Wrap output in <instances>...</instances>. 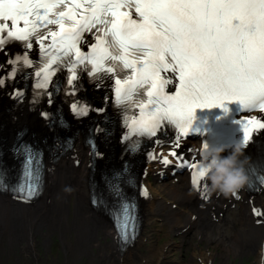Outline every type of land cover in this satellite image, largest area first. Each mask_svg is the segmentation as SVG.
Returning a JSON list of instances; mask_svg holds the SVG:
<instances>
[{
    "label": "snow or ice",
    "instance_id": "6c2138e0",
    "mask_svg": "<svg viewBox=\"0 0 264 264\" xmlns=\"http://www.w3.org/2000/svg\"><path fill=\"white\" fill-rule=\"evenodd\" d=\"M85 33L92 37L87 51L80 47ZM9 38L24 42L28 49L33 38L39 45L36 88H47L61 65L69 73L72 94L78 67L93 78H99L97 73L112 74L116 104L138 110L131 117L125 113L128 131L123 139L151 138L165 125L173 126V150L160 162L168 165V157H175L178 167L191 170V185L197 191L205 181L199 162L174 150L180 138L191 132L194 109L238 101L241 112L264 113V0H0V47ZM21 59L26 66L33 64L27 53L8 63L15 65ZM168 72L171 77L163 75ZM173 79L175 90L169 93L166 89ZM71 108L77 116L89 111L88 105L78 101ZM237 123L242 131L240 143L246 146L264 130V117L257 115H245ZM26 152L21 181L12 189L25 201L37 194L41 182L38 154L31 149ZM148 156L157 158L152 152ZM259 180L264 184V176ZM0 187L7 188L2 181ZM112 187L121 196L114 218L119 239L126 244L135 239V205L123 200L119 185ZM140 194L147 197L144 186ZM234 196L239 199L237 193ZM97 202L94 195L93 203ZM253 213L264 215L255 207Z\"/></svg>",
    "mask_w": 264,
    "mask_h": 264
},
{
    "label": "bare ground",
    "instance_id": "6f19581e",
    "mask_svg": "<svg viewBox=\"0 0 264 264\" xmlns=\"http://www.w3.org/2000/svg\"><path fill=\"white\" fill-rule=\"evenodd\" d=\"M6 107L0 103V165L13 174L19 164L13 151L16 130L21 129L19 132L24 133V139H34L40 145L48 144L52 135L48 128L41 127L37 111L27 99L9 112H6ZM6 117L8 121L3 126ZM65 128L73 131L72 126ZM83 137L84 130H79L73 151L53 165L45 196L37 205H22L11 200L6 193H0V264H12L13 261L17 264H78L85 259L91 264H143L142 260L138 261V256L150 250H154L155 254L160 251L158 258L154 255L153 258L154 262L158 260L157 264H162L176 251L174 239L171 238L164 248H156L153 241L147 246L143 245L141 239L135 249L118 252L113 225L89 205L90 182L91 179L92 183L97 182L98 171L89 179L91 171L87 166L89 157L83 146ZM260 153L264 155V142ZM72 157H76L75 160L81 164L74 167ZM156 183L155 187L151 184L152 191L156 197L161 196L164 200H149L146 210L148 206L161 208L166 201H173L188 207L199 217L193 223L180 210L169 212V209L164 217L172 233L187 237L195 234L207 241L206 248L209 249L206 251V248L195 245V259L190 264H214L217 260L219 264H230L232 259L252 254L259 264L261 247L258 246L263 238V230L262 227L253 226L251 205L240 203L233 210L226 198L213 196L209 208L202 211L199 200L188 193L185 178L175 185L167 182L161 184L158 180ZM259 202L264 203L263 195L256 198L255 204ZM213 214L219 219L217 223L213 222ZM220 214L223 216L220 217ZM149 219L148 213L145 228ZM151 221L155 222V219ZM186 228L187 231L183 232ZM145 233L144 230V236ZM54 238L59 239L63 246V249L59 247L61 262L58 255H53ZM186 241L181 239V245H186ZM170 264L188 262L171 259Z\"/></svg>",
    "mask_w": 264,
    "mask_h": 264
},
{
    "label": "clouds",
    "instance_id": "9594fccd",
    "mask_svg": "<svg viewBox=\"0 0 264 264\" xmlns=\"http://www.w3.org/2000/svg\"><path fill=\"white\" fill-rule=\"evenodd\" d=\"M246 145L236 143L229 148L206 147L200 152L199 166L205 173L209 192L234 196L248 182L246 165L249 157ZM226 153V154H225ZM259 264H264V244L261 247Z\"/></svg>",
    "mask_w": 264,
    "mask_h": 264
},
{
    "label": "rangeland",
    "instance_id": "374dc122",
    "mask_svg": "<svg viewBox=\"0 0 264 264\" xmlns=\"http://www.w3.org/2000/svg\"><path fill=\"white\" fill-rule=\"evenodd\" d=\"M155 185L156 184L154 183L153 186L155 187ZM153 193L155 194V192H153ZM149 213L152 214V213H154V211L150 209L149 210ZM152 224H153V222L150 221V226H149L150 228H148L149 229L148 230V233L150 234V237H147V238H142L141 237V239L144 240L145 243H150L151 241L155 242L156 243L155 244L156 248L157 247L158 248H161V247L164 248V246L166 245V243L169 242L170 240H172L171 239L172 233L166 231V228H164V226L162 224L158 223V222L154 223L155 224L154 227H151ZM187 241L192 242L193 245L195 244V242L193 241V237L192 238L190 237ZM59 242H60L59 239H57V238L56 239L55 238L53 239V255L54 256L58 255L59 256V260L61 262V256L59 255L60 254V251H59ZM174 242H175V247L178 246L177 247L178 250H176L175 252H173V254H171V257L169 259H167V260H164L162 264H170V260L171 259H172V261H174V259L175 260H178V261L179 260H182V261L188 262V264H190L191 260L194 259L193 256H192L194 248L193 247H190L189 249L185 250V245L184 246H182V245L180 246L181 241L178 238H175L174 239ZM187 245H189V244H187ZM146 246H147V244H146ZM180 247H181V249H180ZM159 252H157L155 254V251L154 250H150V251L146 252V254L145 253L142 254V256L139 255L138 256V261H141L142 260L141 262H143V264H144V260L146 259L145 261H148L147 258H149V260L152 259L153 258V255H154V257L158 258L157 256H158ZM165 256H167V254ZM140 257H141V259H140ZM252 260H256V256H254L253 254L250 255L246 259H243V260L235 259L233 261L235 262V264H251V261ZM86 261L87 260L85 259V260H83V262H79L78 264H91L89 261H87L88 263H86ZM241 261H243V262H241ZM157 262H158V260L156 262L153 261L151 264H157ZM12 264H17V263L13 261ZM218 264H219V261H218Z\"/></svg>",
    "mask_w": 264,
    "mask_h": 264
}]
</instances>
